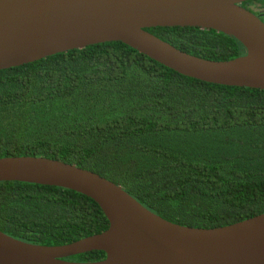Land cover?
Listing matches in <instances>:
<instances>
[{
	"label": "trees",
	"instance_id": "obj_1",
	"mask_svg": "<svg viewBox=\"0 0 264 264\" xmlns=\"http://www.w3.org/2000/svg\"><path fill=\"white\" fill-rule=\"evenodd\" d=\"M241 6L264 14V0ZM145 31L205 60L245 54L212 30ZM18 156L91 171L174 224L232 225L264 213V91L183 77L118 42L56 54L0 71V158ZM107 228L86 196L0 182V231L15 239L61 246Z\"/></svg>",
	"mask_w": 264,
	"mask_h": 264
},
{
	"label": "water",
	"instance_id": "obj_2",
	"mask_svg": "<svg viewBox=\"0 0 264 264\" xmlns=\"http://www.w3.org/2000/svg\"><path fill=\"white\" fill-rule=\"evenodd\" d=\"M252 0H0V71L110 42L207 84L264 91V23L241 4ZM197 28L234 38L245 54L226 61L182 52L145 31ZM0 182L51 186L94 201L108 222L96 235L61 246L0 231V264H264V213L204 229L169 222L120 186L54 159L0 158ZM104 253L97 262L69 261Z\"/></svg>",
	"mask_w": 264,
	"mask_h": 264
},
{
	"label": "flooded vegetation",
	"instance_id": "obj_3",
	"mask_svg": "<svg viewBox=\"0 0 264 264\" xmlns=\"http://www.w3.org/2000/svg\"><path fill=\"white\" fill-rule=\"evenodd\" d=\"M257 11H260V9ZM260 15H261V20H262L264 18V14H260ZM262 22L264 23V20H262Z\"/></svg>",
	"mask_w": 264,
	"mask_h": 264
},
{
	"label": "rangeland",
	"instance_id": "obj_4",
	"mask_svg": "<svg viewBox=\"0 0 264 264\" xmlns=\"http://www.w3.org/2000/svg\"><path fill=\"white\" fill-rule=\"evenodd\" d=\"M255 8H256V10H259V5H256Z\"/></svg>",
	"mask_w": 264,
	"mask_h": 264
}]
</instances>
